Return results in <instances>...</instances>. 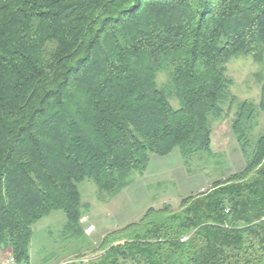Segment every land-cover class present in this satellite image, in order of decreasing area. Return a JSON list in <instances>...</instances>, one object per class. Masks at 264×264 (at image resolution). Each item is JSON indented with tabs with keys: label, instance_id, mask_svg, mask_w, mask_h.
<instances>
[{
	"label": "trees",
	"instance_id": "obj_1",
	"mask_svg": "<svg viewBox=\"0 0 264 264\" xmlns=\"http://www.w3.org/2000/svg\"><path fill=\"white\" fill-rule=\"evenodd\" d=\"M237 55L264 60V0H0V250L29 262L33 225L53 211L68 235L86 234L84 180L114 197L152 154L211 152ZM258 110L264 81L232 122L240 171L177 210L148 207L108 232L98 257L66 264H264Z\"/></svg>",
	"mask_w": 264,
	"mask_h": 264
},
{
	"label": "rangeland",
	"instance_id": "obj_2",
	"mask_svg": "<svg viewBox=\"0 0 264 264\" xmlns=\"http://www.w3.org/2000/svg\"><path fill=\"white\" fill-rule=\"evenodd\" d=\"M226 75L232 80L230 91L235 103L227 102L222 117L212 121L211 152L196 153L188 158L177 148L166 155L152 154L147 170L143 174L133 171L130 184L114 197L101 199L97 185L84 180L79 184L84 213L80 222L86 234L68 235L65 214L53 211L33 225L30 261L12 262V255L0 250V264L87 263L102 253L100 242L108 232L138 220L148 207L170 204L177 210L182 197L204 192L215 180L240 171L245 165V155L232 131V122L238 103L248 101L258 105L264 81V60L257 62L251 56H234L226 64ZM157 80L161 88L168 89L167 72H160ZM170 101L178 108L176 98ZM263 131L264 112L258 110L251 133L252 143ZM89 226L92 229L88 230Z\"/></svg>",
	"mask_w": 264,
	"mask_h": 264
},
{
	"label": "built area",
	"instance_id": "obj_3",
	"mask_svg": "<svg viewBox=\"0 0 264 264\" xmlns=\"http://www.w3.org/2000/svg\"><path fill=\"white\" fill-rule=\"evenodd\" d=\"M90 229H92V226H89V227H88V230H90ZM10 260H11L12 262H14L15 259H14L13 257H11Z\"/></svg>",
	"mask_w": 264,
	"mask_h": 264
},
{
	"label": "crops",
	"instance_id": "obj_4",
	"mask_svg": "<svg viewBox=\"0 0 264 264\" xmlns=\"http://www.w3.org/2000/svg\"><path fill=\"white\" fill-rule=\"evenodd\" d=\"M94 227V226H93Z\"/></svg>",
	"mask_w": 264,
	"mask_h": 264
}]
</instances>
